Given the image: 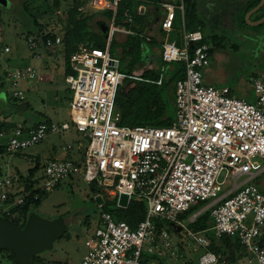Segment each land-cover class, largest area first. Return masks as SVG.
<instances>
[{
  "label": "built area",
  "instance_id": "built-area-1",
  "mask_svg": "<svg viewBox=\"0 0 264 264\" xmlns=\"http://www.w3.org/2000/svg\"><path fill=\"white\" fill-rule=\"evenodd\" d=\"M118 2L93 0L89 5L95 14H101L107 10L115 12ZM161 7L164 14L159 27L169 32L176 6L164 2ZM178 8L183 14V0ZM137 11L142 14L145 7L138 5ZM125 17L127 22L133 21L128 9ZM106 25L104 48L96 47L90 38L78 44L69 57L72 73L65 75V82L72 91L70 123L39 122L30 128L16 125L0 131V138L6 139L0 144L4 143L7 153L13 154L40 143L48 133L73 128L86 142L82 157L46 161L34 185L38 192L32 195L13 175L0 174V217L21 223L23 215L17 208L54 190L63 180L78 176L85 183L94 184V194L103 200L98 203L102 209L99 225L86 238V252L79 264H161L143 262L141 257L153 253L171 258L182 245L174 244L169 232L152 218L163 217L178 225L179 214L210 199L213 236H234L250 252L249 262L264 264L260 239L264 235V193L249 183L264 162V72L249 76L253 100L232 95L226 86L205 83L203 70L210 63V48L200 31H185L182 47L172 41L162 44L160 50L162 63L185 64L184 77L174 84L172 124L121 126L117 123L115 98L128 76L117 69L118 60L109 48L117 32L132 31L119 27L114 17ZM25 41L33 57L40 58L39 46L54 49L62 37L56 35L42 41L26 36ZM9 51L8 46H2L0 60ZM40 79L30 64L6 66L0 72V88L7 87L14 98L22 101L25 94L21 82ZM82 147L79 143L78 148ZM63 149L72 150L73 145L67 144ZM242 175L247 179L236 190L218 196L226 179L235 181ZM122 194L127 195L125 207L119 205ZM133 197L146 205L144 219L134 228L103 210L107 202L127 208ZM186 234L194 249L209 245L197 232L187 230ZM198 264L229 263L221 254L208 250L199 256Z\"/></svg>",
  "mask_w": 264,
  "mask_h": 264
},
{
  "label": "rangeland",
  "instance_id": "rangeland-1",
  "mask_svg": "<svg viewBox=\"0 0 264 264\" xmlns=\"http://www.w3.org/2000/svg\"><path fill=\"white\" fill-rule=\"evenodd\" d=\"M176 6V17L172 29L169 32L157 33L154 44L147 43V46L156 54V59L153 62V69H162L161 75L167 83L170 79V70L176 68L177 63H162L160 57L161 43L174 41L177 46L183 45V33L185 31L198 30L203 35V40L208 44L210 48V63L207 68L209 71L203 72V81L208 84H213L217 87L226 86L232 91V95L240 97L242 92L245 91L243 96L248 93V98L253 97V92L248 83L249 76L256 73L262 68L264 63V53L259 52L263 47L262 41H264V23L259 27L247 26V22L234 23V27L229 29H214L215 33L223 34V38L219 37L214 43L213 38L210 36L211 31L207 21H205L201 15H198L202 21V25L198 27V22L195 18L183 14L184 25L182 20V13L179 10L178 5L181 0H168ZM57 2V3H56ZM184 2V0H183ZM23 4V5H22ZM80 5L79 0H10V7L8 9L0 8V48L8 46L10 48L9 53L3 56V60H0V72L1 69L6 66H21L23 64L33 65L36 70L42 75L40 81H22L20 88L24 91L26 96L25 100H18L14 98L11 91L7 88H0V121L9 122L13 126L18 125L22 116L18 115L21 109H24L26 104L24 101L30 100V97L35 98L34 102L35 110L38 112H29L24 114L26 117H30L34 122H49V118H57L53 109L55 102L53 100L55 93L59 96L57 102L61 106L58 109L59 114L62 115L61 121L59 119H52L57 123L68 122L70 123L69 110L70 102L72 98V91L68 84L65 82V74L69 68V74L72 73L69 62L64 60L62 46H58L57 49L50 50L53 55L39 53L41 57L35 59L30 57L31 51L28 49L25 41L26 28L36 22L34 32L32 35H43L47 33L63 31L62 26L64 19H67V11L73 7ZM184 4V3H183ZM241 0H231L230 13H232L233 19L238 16L242 11ZM83 12L90 13L91 11L84 7ZM264 11V7L261 11ZM259 11L255 13L253 17H256L261 13ZM84 14V13H83ZM195 30V31H196ZM93 37L95 42L104 48L106 39L99 33L91 32L85 35V40ZM137 35L130 37L128 42H118L112 39L110 44V52L118 60L117 69L126 75L131 68L136 67V53L138 49ZM140 44V43H139ZM214 45V46H213ZM216 45V46H215ZM127 46L133 47L127 54L124 50ZM47 50V49H46ZM46 52H49L47 50ZM26 53V54H25ZM29 54V55H27ZM24 55V56H23ZM53 56V57H52ZM56 60H55V59ZM52 59V60H51ZM54 61L53 67L47 68L44 65L48 62ZM47 66V65H46ZM146 70L144 64H138L137 68L128 75L129 80L137 82L142 72ZM152 70V69H151ZM210 76L209 80L207 76ZM176 80L174 81L175 84ZM124 83V82H123ZM122 83V85H123ZM173 84V87H174ZM121 85L119 86V88ZM169 85V88H173ZM118 88V92H119ZM165 89L163 96L167 101L168 112L175 117L174 103L170 89ZM123 92V91H120ZM126 94V92H125ZM38 101V102H37ZM44 103V105H43ZM36 104V105H35ZM43 105V106H42ZM3 108V109H2ZM115 110L117 112L116 106ZM57 111V110H56ZM45 113V114H44ZM118 113V112H117ZM119 114V113H118ZM173 117V119H174ZM118 123V122H117ZM119 125V124H118ZM6 139L0 138V142H5ZM81 143L83 147L78 148V144ZM72 144L73 149H62ZM86 147V142L82 137V134L70 128L57 133H48V135L38 144L33 145L25 150L15 152L13 154L6 153L0 157V172L2 175L11 174L15 178L19 175L23 177L28 176L29 169H33L37 166V170L33 174V178H37L41 175L42 169L46 161L50 159H80ZM247 179V176H240L233 181L231 178L226 179L222 190L218 193V196L226 193L228 190H236L239 184ZM254 179L250 182L252 183ZM94 184L85 183L80 177L74 176L63 180L54 190L45 192L41 196L39 206L31 208V211L35 215L45 220L61 219L65 223V228L62 233L53 241L51 248L43 250L35 254L34 264H79L82 256L86 252L85 240L89 237L93 231L99 225V217L101 208L98 206V202L95 200ZM140 202L136 197H133L131 202ZM211 202L210 199L200 202L195 205V209L187 210L179 214L176 221L181 225L183 232H176L170 225L172 220H167L163 217L152 218V221L160 227H163L169 232L171 240L174 244L180 246L176 256L158 257L156 254L149 253L143 254L141 261L157 263L158 261L163 264H198L199 256L204 252L200 247L195 249L191 247V238L186 234V231H193V220L191 217L194 212L198 211L204 205ZM118 207L114 202H107L103 207V210L112 211ZM125 209V208H122ZM144 210L146 213V205L144 203ZM200 218V217H199ZM201 219V218H200ZM199 219V220H200ZM198 220V221H199ZM176 224V222H174ZM202 236L201 233H199ZM181 238H184L181 243ZM261 241H264V235L260 236ZM227 253V252H226ZM237 264H252L249 262L251 254L242 245L237 248ZM231 258L230 255H225V259ZM175 258V259H174ZM0 264H15L6 251L0 252Z\"/></svg>",
  "mask_w": 264,
  "mask_h": 264
},
{
  "label": "trees",
  "instance_id": "trees-1",
  "mask_svg": "<svg viewBox=\"0 0 264 264\" xmlns=\"http://www.w3.org/2000/svg\"><path fill=\"white\" fill-rule=\"evenodd\" d=\"M183 3H184V15L188 14L189 16L195 18V20L198 22V27H200L202 25V21L201 19H199L197 14L198 13L197 0H184ZM6 6L10 7L9 0ZM90 20L91 18L88 15H85L78 10L77 4L76 6L71 7L67 11V21L64 22L61 29L63 32L62 33L59 32L62 36V46H63L62 52L65 57L64 60L66 62H69V57L72 54V52L75 51L78 44L86 41L85 35L89 31ZM35 26H36V22L32 23L31 26H27L26 24H24V28H26V33H27L26 36H35L36 39L41 38L42 41H44L47 37L55 36L54 34H50V33L43 34L41 36L35 34L32 35ZM195 30H191V31H195ZM137 44L139 47L137 49V53L135 56L136 64L138 63L140 58V45H141L140 39L138 40ZM95 46L100 48V46H98L96 42H95ZM132 48L133 47H131L130 50L125 49L124 53L127 54L129 51L132 50ZM175 63H177V66L173 70H170V74H169L170 79L167 83L165 82L164 78H162L161 75L162 69L160 70L148 69L142 72V74L139 76V80L135 82V85L132 88L129 89L128 94H125V92H120V91L118 92L117 90V94L115 98V106L117 112L119 113V121H118L119 125L169 126L172 124L174 120L173 119L174 116H172L168 112L167 101L163 96V93L166 88L167 89L169 88L170 84L173 87L174 81L175 80L177 81L178 79H182L185 75V64L180 61H177ZM133 70L134 69L131 68L127 76L130 75V73ZM67 73H69V68L67 69L66 74ZM128 80L129 79L126 77L123 80L124 82L123 84H125ZM158 81H160V83H158ZM169 89L174 95V87ZM173 103H174V97H173ZM174 114H175V109H174ZM11 126L12 125L9 124V122L7 121H0V131L3 129L10 128ZM6 153L7 151L5 144L4 143L0 144V157ZM37 169H38L37 166H35L33 169H29L27 177H23L19 175V177L17 178V181L20 184H23L26 190L31 191V195L38 192V190L34 189V185L37 183L38 178H33V174ZM42 195L43 194H41V196ZM41 196H39L37 200H30L28 203H25L24 206H22L21 208H17V210H20L21 214L23 215V221L21 223L16 221H11V222L14 223V225L19 228L24 227L25 224L28 222L29 218L34 214V212L31 211V208L39 206L41 201ZM194 207L190 208L192 209L191 212L193 211ZM110 212L114 215V218L116 220H124L131 226V228H134L136 227V224L145 217L144 202L132 201L130 202L127 208L125 209L117 208L116 210H112ZM199 217L195 219L192 225V230L195 232L204 230L210 226V220H211L210 211H205L201 213ZM5 219L9 220L8 218ZM239 245L240 243L238 242L237 238H235L234 236H222L218 239H213V238L211 239L209 250L224 256L226 250L229 249V247L237 250ZM261 245L264 247V241H261ZM3 251H6L8 253V256L15 264H20L14 258V256L9 250L6 249L0 250V252ZM34 259L35 256L32 257L30 264H34L35 262ZM160 263L163 264L162 262Z\"/></svg>",
  "mask_w": 264,
  "mask_h": 264
},
{
  "label": "crops",
  "instance_id": "crops-1",
  "mask_svg": "<svg viewBox=\"0 0 264 264\" xmlns=\"http://www.w3.org/2000/svg\"><path fill=\"white\" fill-rule=\"evenodd\" d=\"M79 1L81 2V4L78 5V10L81 13H84L85 15H88L91 18L90 23H89V31L91 32V35L94 36V33L101 34L100 33V29H99V24L100 23L107 24V22L109 20H111L112 17H114V22L119 27L124 28V29H129V30L132 31V33H124L122 31L121 32H117L114 35L113 39H115L118 42H121V41L128 42L130 37L133 38V36L137 35L140 40L143 39L142 41H144L145 43L149 42L151 44H154L155 42H159V41H156L155 38L157 36V33L163 32L160 29V27H159V19L164 14V10L162 9L161 4L164 3V2L171 3L168 0H119L115 12L113 10H107L106 12H103L101 14H95L90 8L89 0H79ZM205 1H206V3H209V7L210 6H214L215 8H219L222 12L225 11V8L227 6L231 5V0H216V1L215 0H197L198 12L203 7V4L205 3ZM138 5H140L141 7L142 6L145 7V12L144 13L141 14V13H139L137 11V6ZM84 7L88 8L91 12L90 13L83 12V11H85ZM126 9L129 10V15L133 19V21L131 23L127 22L125 20V18H126L125 17V10ZM183 14H184V4H183ZM183 14H182V20H183ZM175 17H176V9H175ZM174 20H175V18H174ZM66 21H67V19L65 18L64 22H66ZM182 22H183V26H185L184 25V20ZM173 24H174V21H173ZM59 32H54V33H50V34H54L55 36L56 35H60L61 36V34ZM90 38L92 39L93 37H90ZM90 38H88V39H90ZM39 39L41 40V38H39ZM164 43H170V42H164ZM164 43H161V47H162V44H164ZM58 46H62V42L60 44H58V45H55L54 49H57ZM127 47H126L127 50L131 49V47H128V48ZM46 49L47 48L44 47V46H39L38 53H39V50L42 52V53L40 52L41 55L43 53H47L49 55H53V53L55 52V51L50 52V50H54V49H47V50H49V52H46L47 51ZM109 50H110V48H109ZM40 53H39V55H40ZM29 54H30V57H33L32 53H29ZM29 54H27V55H29ZM41 55H40V57H41ZM35 59H39V58H35ZM52 64H54V61H51L49 63L47 62L44 66L47 67V68H50V67H53ZM141 64L145 65V63H141ZM137 65H138V63L136 64V67L134 68V70L137 68ZM207 67L203 70V72L206 73L207 71H209V68H207ZM38 74L40 76H42L39 72H38ZM67 74H69V73H67ZM209 78H210V76L208 75L207 79L209 80ZM41 79H42V77H41ZM40 80H35V81H40ZM211 85H213V84H211ZM231 93H232V91H231ZM244 94H245V91L242 92V95L240 97H245V98H247L249 100H253L254 99V96L252 98H248V93H246V96H243ZM25 98H26V96H25ZM30 98H31L30 100L24 101L25 102L24 104H26V106L24 107V109H21V111L18 112L19 113L18 115L22 116V119L19 121L18 125H22L25 128H30V127L36 125L37 123L41 122V121L34 122V120L31 119L30 117L24 116V114H28L30 111L32 113L39 111V110H37V111L35 110V106H34V102H36L35 98H33V97H30ZM53 100L55 102V105H53V109L51 111L52 112L54 111V113L56 114L55 117H57V118H52L51 117V119H50L49 116H47L48 115L47 114L48 111H46V115H44V116L47 118L46 119L47 121H50L52 119H59V116H60V118H62V115H58L59 112H60V111H58V109L61 108V106L57 102V100H59V96L57 95V93H55V96H54ZM43 105H44V103H43ZM68 112H69V110L67 111V113ZM1 121H3V120H1ZM58 121H61V119H59ZM64 122H66V121H64ZM252 179H254L252 183L255 184L259 188V190L264 193V162H263L262 170L257 172ZM245 180H246V178L241 183H243ZM250 181H249V183H251ZM211 203L212 202H209L208 204H206L202 208H200L198 211L194 212L192 216H194V214H196V216H195L193 221H195V219L197 217H199L201 213H203L205 211H211V208H212ZM210 218H211V216H210ZM181 229H182V227H181ZM180 231H178V232H180ZM193 232H195V231H193ZM196 232L198 234L201 233L202 237H204L209 242V245L211 243V239L212 238L213 239H218V238H215L213 236L212 220H210V226L208 228H206L204 230H201V231H196ZM209 245L207 247H200V248H202L204 251H208L209 250ZM226 252L227 253H225V255H229V253H230V255L232 256L233 259H235V260L237 259V257H238L237 250H235L234 248L229 247V249H227ZM225 255H224V257H225Z\"/></svg>",
  "mask_w": 264,
  "mask_h": 264
},
{
  "label": "water",
  "instance_id": "water-1",
  "mask_svg": "<svg viewBox=\"0 0 264 264\" xmlns=\"http://www.w3.org/2000/svg\"><path fill=\"white\" fill-rule=\"evenodd\" d=\"M8 0H0V5L6 6ZM259 6L253 8L245 14V19L248 20L249 15L254 12ZM264 21V17L251 22L252 25H258ZM100 33L105 38L107 25L99 24ZM143 40V39H142ZM141 40L140 58L138 64L145 63L146 70L153 69V62L156 59V54ZM113 66L117 65L115 60L111 61ZM135 85L134 80H128L123 84L119 91L126 92ZM3 109V108H2ZM98 203H102L99 195L95 196ZM127 204V195L122 194L119 198V205L125 207ZM171 227L176 231L181 230V226L170 223ZM65 228V223L61 219L45 220L33 214L24 227L19 228L11 221L0 217V250H9L14 258L20 264H30L32 257L46 249L51 248L53 241L62 233ZM229 264H237L232 257L226 259Z\"/></svg>",
  "mask_w": 264,
  "mask_h": 264
},
{
  "label": "flooded vegetation",
  "instance_id": "flooded-vegetation-1",
  "mask_svg": "<svg viewBox=\"0 0 264 264\" xmlns=\"http://www.w3.org/2000/svg\"><path fill=\"white\" fill-rule=\"evenodd\" d=\"M89 1L91 2L93 0H89ZM241 1H242V4L240 6H241L242 11L238 14V16H236L235 19H233L234 17L232 16V13H230L229 7L231 5L227 6L225 8V11L222 12L219 8H215L214 6L209 7V3H206L205 1V3L203 4V7L200 9L199 12L197 9V12H198L197 14L201 15V17L205 21H207L209 25V29L211 31L210 36L213 38L214 43H216V40L217 41L219 40V37L223 38V34L215 33L214 31H212L214 29H217V28L218 29H223V28L229 29L231 27H234L236 23H240V22H243V23L245 22V24L247 22V26H252V27H259L264 23L263 21L262 23L258 25L251 24V22H255L264 17V11L263 10L261 11V9L264 7V0H241ZM9 3H10V0H9ZM257 6L259 7L254 12H252L248 17V20H246L245 14ZM0 8L8 9L9 6L0 5ZM259 11H261V13H259V15H257L256 17H253V15L255 13L257 14ZM262 44H263V47L259 50V52L261 51L264 53V41H262ZM210 49H213V48H210ZM261 67L262 68H260V70L257 71L256 73L264 72V63L262 64Z\"/></svg>",
  "mask_w": 264,
  "mask_h": 264
},
{
  "label": "bare ground",
  "instance_id": "bare-ground-1",
  "mask_svg": "<svg viewBox=\"0 0 264 264\" xmlns=\"http://www.w3.org/2000/svg\"><path fill=\"white\" fill-rule=\"evenodd\" d=\"M90 2V1H89Z\"/></svg>",
  "mask_w": 264,
  "mask_h": 264
}]
</instances>
